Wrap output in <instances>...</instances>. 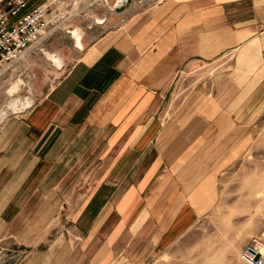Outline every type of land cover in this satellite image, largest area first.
Listing matches in <instances>:
<instances>
[{
  "label": "crops",
  "instance_id": "obj_1",
  "mask_svg": "<svg viewBox=\"0 0 264 264\" xmlns=\"http://www.w3.org/2000/svg\"><path fill=\"white\" fill-rule=\"evenodd\" d=\"M99 11L77 60L0 123V243L23 264L137 263L178 241L216 203L264 86V0Z\"/></svg>",
  "mask_w": 264,
  "mask_h": 264
},
{
  "label": "rangeland",
  "instance_id": "obj_2",
  "mask_svg": "<svg viewBox=\"0 0 264 264\" xmlns=\"http://www.w3.org/2000/svg\"><path fill=\"white\" fill-rule=\"evenodd\" d=\"M160 1L129 0L126 8L144 9ZM72 2L71 9L77 10L79 16L71 22L68 30L44 37L29 49L26 60L0 73L1 122L4 117L25 108L26 102H36L84 51L88 42L83 44L82 50L76 48L68 31L78 30L84 41L87 35L96 34L93 30H99V25L106 23L107 18H98L101 8L109 12L123 10H112L113 0H108V4L105 0ZM75 54L76 57L73 56ZM53 59L59 60L60 66H56ZM226 60L219 66L224 67ZM212 68L209 65L205 69L211 72ZM261 89L252 100H248L246 129L242 124V130L248 136L247 140L241 142L240 151L243 154L220 174L218 198L208 214L194 223L178 241L166 249L148 253L146 259L134 263L129 258L118 257L107 264H242L239 253L250 238H259L264 246V86ZM0 248L6 254L7 263L4 264H23L28 256L27 251L18 246L7 247L0 243Z\"/></svg>",
  "mask_w": 264,
  "mask_h": 264
},
{
  "label": "built area",
  "instance_id": "obj_3",
  "mask_svg": "<svg viewBox=\"0 0 264 264\" xmlns=\"http://www.w3.org/2000/svg\"><path fill=\"white\" fill-rule=\"evenodd\" d=\"M58 3L60 6H58ZM72 0H45L27 9L28 0H0V73L23 59L33 45L44 37L68 30L79 16ZM0 248V264L7 263ZM242 264H264V246L250 238L239 253Z\"/></svg>",
  "mask_w": 264,
  "mask_h": 264
},
{
  "label": "water",
  "instance_id": "obj_4",
  "mask_svg": "<svg viewBox=\"0 0 264 264\" xmlns=\"http://www.w3.org/2000/svg\"><path fill=\"white\" fill-rule=\"evenodd\" d=\"M114 3H113V6H112V10H121V9H124L128 6L129 4V0H113ZM105 2L107 3L108 0H105ZM108 4V3H107ZM97 22H101V21H97ZM74 32L77 33L79 35V32L78 30H73V31H68V33L73 37L74 41L76 42L75 40V37H74ZM81 37V36H80ZM75 47L77 48L76 44H75ZM19 90V88H18ZM26 107L21 109L20 111L24 110V109H27L29 108L32 104H29L28 102L25 103Z\"/></svg>",
  "mask_w": 264,
  "mask_h": 264
},
{
  "label": "bare ground",
  "instance_id": "obj_5",
  "mask_svg": "<svg viewBox=\"0 0 264 264\" xmlns=\"http://www.w3.org/2000/svg\"><path fill=\"white\" fill-rule=\"evenodd\" d=\"M74 37H75V40H76V45H77V47H79V39H80V35H78L77 33H75L74 32ZM22 60H26V58H25V56L23 57V59ZM53 61H54V63H58V60L57 59H53ZM8 112H10L9 110H8ZM1 122V121H0Z\"/></svg>",
  "mask_w": 264,
  "mask_h": 264
}]
</instances>
